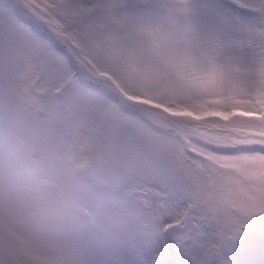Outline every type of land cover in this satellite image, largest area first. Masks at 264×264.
<instances>
[{"label": "snow or ice", "instance_id": "snow-or-ice-1", "mask_svg": "<svg viewBox=\"0 0 264 264\" xmlns=\"http://www.w3.org/2000/svg\"><path fill=\"white\" fill-rule=\"evenodd\" d=\"M98 61L120 97L138 93L131 116L105 111L117 95ZM70 83L105 95L73 104ZM177 120L204 139L155 131ZM5 133L45 176L55 149L73 166L59 193L20 198L0 165V264H65L48 223L73 191L120 241L89 242L77 264H264V0H0ZM85 134L96 163L73 151Z\"/></svg>", "mask_w": 264, "mask_h": 264}, {"label": "rangeland", "instance_id": "rangeland-1", "mask_svg": "<svg viewBox=\"0 0 264 264\" xmlns=\"http://www.w3.org/2000/svg\"><path fill=\"white\" fill-rule=\"evenodd\" d=\"M91 71L94 74L98 73V76L95 77L98 81H106L111 85H114L110 83L113 79L117 82L121 79V77L113 72L103 61H98L96 67L91 69ZM67 88L68 98L73 104L85 103L89 98H98V96L90 90L82 95L81 89L71 83L67 85ZM126 91L129 95V99L127 100H131V102L135 103V98L138 96V93H136L134 89H126ZM113 107L115 106L114 104H111V102L105 104V111L109 116L132 115L130 111V113H128L122 109H113ZM117 107H120L118 103ZM180 124L183 125L181 122L179 123L176 121L172 127L168 128L158 125L161 132L155 131L160 136L168 137L172 142L184 143L187 146H191L197 140L204 139L199 133L185 130L184 128L187 127L180 126ZM155 127L156 125L154 128ZM205 131L214 133L218 130L208 128L205 129ZM193 133L196 134V137L193 139V142L189 143L188 141H190V139L187 138L188 134ZM174 134H178V137H175ZM91 153L92 154H89L88 156H92V160H86L90 163L98 162L97 154L94 151H91ZM16 164L21 169L20 179L19 172L15 167ZM0 165L3 166L6 174L10 173L14 177L16 191L17 183L18 187L20 183L26 185L33 180L32 178L39 179V182L42 183L40 181L42 178L49 188L54 190L55 194L62 190L64 183L63 171L68 168V161L64 149L60 148L53 150L49 157V167L52 174L50 176H45L33 164L31 155L25 150L23 145L18 142H7V134L5 133L4 143L0 145ZM88 172L89 167L87 164H85L84 167L76 169L74 182L77 185L87 183L89 180ZM86 203L87 200L83 193L73 191L70 199L57 200L56 207L58 211L48 223V231L54 237V242L61 245L66 253L65 264H77V261L82 260L89 242L97 246H115L120 242L110 230L111 224L109 221V214L106 210L102 208L92 209L90 210V217L86 222L81 219L84 217L83 211H85Z\"/></svg>", "mask_w": 264, "mask_h": 264}, {"label": "trees", "instance_id": "trees-1", "mask_svg": "<svg viewBox=\"0 0 264 264\" xmlns=\"http://www.w3.org/2000/svg\"><path fill=\"white\" fill-rule=\"evenodd\" d=\"M105 73H110V72H105ZM103 83H107L106 81H104ZM91 92L95 93L98 97H103L105 95V93L103 92H94L93 90L90 89ZM120 100L117 99V101H112L111 104H114L115 107H113V109H116V110H120L119 107H117V103H119ZM210 133V132H208ZM175 137H177V134H174ZM85 141H86V134L84 136H81L79 138L78 141L75 142L74 144V148H73V151H80L81 149V146H83V152H82V155L84 157V159H88L89 158V154H92L91 153V150H89L85 144ZM69 154L66 152V159L68 161V167H72V163L71 161L69 160L68 158ZM78 162H81L83 163V161H78ZM16 169L18 170L19 172V179H20V175H21V169L19 166H17V164L15 165ZM33 180L30 181L28 184L24 185L23 183H20L19 184V187H18V183H17V195L20 197V198H26L28 195H29V192L32 188L34 187H41L43 190L45 191H48L49 193H52L54 194V190H52L51 188H49L48 185H44L42 183L39 182V179H34L32 178ZM19 182V181H18ZM19 188V189H18ZM56 194V193H55Z\"/></svg>", "mask_w": 264, "mask_h": 264}, {"label": "water", "instance_id": "water-1", "mask_svg": "<svg viewBox=\"0 0 264 264\" xmlns=\"http://www.w3.org/2000/svg\"><path fill=\"white\" fill-rule=\"evenodd\" d=\"M108 88V87H107ZM115 92V91H114ZM127 101H129V100H127ZM131 102V101H130Z\"/></svg>", "mask_w": 264, "mask_h": 264}]
</instances>
